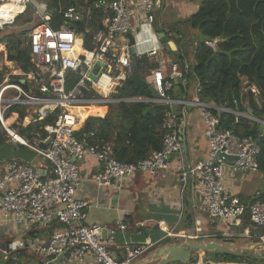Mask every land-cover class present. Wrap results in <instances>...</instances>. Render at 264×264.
<instances>
[{"label":"built area","instance_id":"built-area-1","mask_svg":"<svg viewBox=\"0 0 264 264\" xmlns=\"http://www.w3.org/2000/svg\"><path fill=\"white\" fill-rule=\"evenodd\" d=\"M159 1L99 0L96 7L105 12L100 29L92 38V50L85 48V36L74 25L90 19L91 8H69L64 12V24L58 29L52 26L53 13H46L40 16V22L31 25L32 70L12 81L8 77L3 79L0 68V124L7 138L48 163V167L39 168L32 162L15 158L0 165V223L23 222L50 231L49 240L41 249L39 264H50L60 255H65L69 263L80 264L90 255L96 264H137L144 258L148 249L145 245H117L116 235L119 231H127L122 221L116 228L83 224L88 206L77 198L83 181L81 167L87 158L95 159L100 170L91 179L101 187L120 184L139 173L156 176L168 171L171 159L183 151V140L171 111L174 105L197 109L205 122L209 158L191 170L202 190L205 212L212 220L223 224L225 232L248 217L252 232L245 230L243 236L264 240V235L253 234L264 233L263 192L258 191L254 201L245 204L223 182L227 168L240 174L260 173L257 162L260 146L253 137L241 138L225 128L214 112L235 115V124L240 118L249 117L202 102L200 98L189 101L171 97L174 77L184 79L188 67L184 72L179 63L162 59L159 41L150 45L148 39L140 41L137 35L133 36L135 20L140 25L138 35L146 27L152 28ZM20 2L24 9L13 23L32 4V0ZM85 32L88 34L89 29ZM153 39L159 40L154 33ZM140 47H144L145 52L139 53ZM134 57L136 60L147 59L150 65L156 66L153 87L158 92L157 98L121 100L115 97L122 84L133 76ZM166 65H170L167 74L163 71ZM26 84L27 89L24 88ZM252 92L257 93L254 88ZM138 102L170 107L163 124L167 131L163 147L150 158L137 163L121 162L110 155L109 146H101L95 132L83 133L84 108ZM22 111L24 118H21ZM14 116L16 120L11 123ZM18 123L26 126L28 135L22 136L14 130ZM228 157L236 160L230 161ZM186 176H182L184 184L188 183ZM114 246L118 253L111 250ZM5 255L9 256V252ZM14 264L25 263L15 259Z\"/></svg>","mask_w":264,"mask_h":264},{"label":"crops","instance_id":"crops-1","mask_svg":"<svg viewBox=\"0 0 264 264\" xmlns=\"http://www.w3.org/2000/svg\"><path fill=\"white\" fill-rule=\"evenodd\" d=\"M202 2L203 0H160L154 11L155 18L152 28L148 26L138 35L140 25L135 20L134 38L137 35V40L148 39L150 45L152 43L156 45L159 41L162 48L161 58L178 63V59L173 55L181 53V57L185 58L183 46L185 31L191 33L192 39H195V43L188 41L190 44L193 43L196 46V40H199L197 32L181 23L187 22L195 15ZM2 25L0 24V26ZM152 32L157 35L159 40H152ZM162 34L168 39L165 44L160 42ZM145 50L144 47L138 48L139 53L145 52ZM195 50L196 48L193 51V58ZM4 57L6 58L5 64L3 63L5 68L0 66L3 69V79L8 77L12 81H17L12 77L21 76L24 72L14 62L8 61V54H4ZM186 62L191 66L187 58ZM8 68L13 69V73H10L11 70L9 71ZM163 71L166 74L170 72V65H166ZM188 72H192L191 69L190 71L187 69ZM141 76L150 85H154L153 72L150 77L144 76L143 73ZM187 81V78H184L182 84H187ZM198 91V82L194 81V85L191 82L186 94L180 95L179 90L176 91V94L179 95L177 99L194 101L199 98ZM171 111L183 140V148L184 142L187 146L186 157L182 155L178 158L175 155L171 159L170 169L156 176L139 173L134 178L126 179L120 184L113 183L111 186L103 187L98 186L91 179L92 175L100 170L98 162L95 159L87 158L82 163L81 177L83 181L77 193V198L88 206V215L83 224L85 226L103 224L116 228L118 222L122 221L127 226V231H119L116 235L117 245H145L148 248L144 258L137 264H145L147 261L148 264L156 263L152 253L165 245L179 244L188 238H192L194 241L201 240L200 243L216 242L245 255L251 254L249 258H241L244 260L243 263L235 264H247V262L264 264V240H260L258 237L248 239L243 236L245 230L252 229L248 218L246 217L242 222L233 225L228 232H225L226 228L223 224L212 220L205 212L202 203V190L197 178L187 175L188 183L182 182L183 174H187L186 161L193 170L197 164L209 158L210 147L205 138V122L197 109L191 106L174 105ZM15 120L14 116L10 122L13 123ZM16 125L14 130L17 129L20 135L29 134L25 132L26 126L21 124L22 128H18ZM15 158L32 162L39 168L48 167L47 162L38 159L27 148L12 143L4 135V139L0 142V165ZM223 182L228 190L245 204L254 201L258 191L264 192V175L261 172L240 174L227 168ZM216 234L219 235L218 238H215ZM253 234L264 235L263 232H253ZM49 237L50 231L38 226L30 227L23 222L19 224L0 223V264H14L15 259L25 264H39L41 249ZM259 245L263 246L259 247ZM111 250L118 253V248L115 246L111 247ZM7 251L9 256L5 255ZM217 256L211 255L205 258L204 255L202 257L205 259L202 262L204 264L229 263L221 256H218L220 259L219 262H216ZM50 264L80 263H69L67 259H53ZM81 264L96 263L90 255Z\"/></svg>","mask_w":264,"mask_h":264},{"label":"trees","instance_id":"trees-1","mask_svg":"<svg viewBox=\"0 0 264 264\" xmlns=\"http://www.w3.org/2000/svg\"><path fill=\"white\" fill-rule=\"evenodd\" d=\"M9 1L0 0V3L10 4ZM98 1L51 0L49 9L53 13L52 26L60 28L65 21L64 12L71 7L89 10L91 8V18L74 25L80 34L85 36V48L92 50V38L100 29L105 12L103 8L96 7ZM29 7L30 5L28 9ZM21 16L23 14L16 20ZM181 24L188 25L197 32L199 40H196L192 72L184 73V78L188 80L187 84L175 85L169 95L177 99L179 95L176 91L179 90L180 95L186 94L189 82L194 80L199 84L198 97L202 102L247 113L248 109L244 107L242 97L243 92L247 90L250 110L256 118L264 121V0H203L197 13ZM86 28L89 29L88 34L85 32ZM30 31L31 27L28 34ZM15 36V34L0 36V44L8 43V61L14 62L23 72L28 73L32 70L30 49L28 47L23 49L22 38L14 40ZM207 43H212L213 46ZM178 61L185 72L188 65L186 59L180 57ZM137 63L140 71L144 70L145 66L156 67L150 65L147 59L137 60ZM12 78L18 80L21 77ZM24 88L27 89L28 84ZM253 88L256 89V94L252 92ZM115 97L152 98V93L136 87L129 80L119 88ZM114 109V113L106 119H90L84 125L83 133L95 132L101 146H109L110 155L124 163L146 160L162 149L167 133L163 129L169 112L167 106L148 103L118 104ZM214 113L220 117L221 124L232 130L236 136L253 137L257 141L260 146L257 162L260 172L264 175V124L250 123L244 118H240L235 124L234 115L218 114L216 111ZM24 115L22 111L21 118H24ZM25 132H29L27 128ZM4 135L5 131L0 124V142ZM204 255L206 257L218 255L233 264L244 261L221 253H196L190 264H204L199 258Z\"/></svg>","mask_w":264,"mask_h":264},{"label":"rangeland","instance_id":"rangeland-1","mask_svg":"<svg viewBox=\"0 0 264 264\" xmlns=\"http://www.w3.org/2000/svg\"><path fill=\"white\" fill-rule=\"evenodd\" d=\"M51 3V0L49 1H42V0H32V4H30V7L28 9L27 7V10L26 12L23 14V16H21L18 20H16L15 23L13 24H9V25H6L4 27H1L0 26V36H11L13 34H15V39L16 40L17 38H22V48L23 47H28L29 48V28L31 27V23L33 22H40V16H44L46 13H49L51 12L52 10L49 9V5ZM12 4V3H11ZM9 5V4H8ZM29 6V5H28ZM22 7L19 9L21 10ZM79 9H81V7H79ZM157 9V7H156ZM18 10V13L20 12ZM17 12L15 13L18 14ZM14 15V17H15ZM13 17V19H14ZM2 17H0L1 19ZM30 23V24H29ZM185 35V41H184V49H185V59L187 58V60L190 62L191 66L188 65V71H192V67H193V51H194V48H196V46L193 44L195 43V39H192V34L191 33H188V31H185L184 33ZM27 37V39H26ZM188 41H192L193 43H189ZM8 43H1L0 44V66L2 65L3 68H5L3 66V63L5 64L6 62V58L4 57V54H8L9 51H8ZM23 48V49H25ZM174 58L176 59H180L181 57V53H175L173 55ZM154 67H149V68H145L144 70L140 71V73H143V75H148L149 77L151 76V73L154 71ZM8 70L10 71L11 68H8ZM5 71H7V69H5ZM152 71V72H151ZM10 73H13V69L10 71ZM154 78V77H153ZM191 82H193V85H194V81H190L189 82V86L191 85ZM122 86H124V83L122 84ZM247 90H245L243 92V95L242 97H244V101H243V105L244 107H246L248 109L247 113H242V112H239L243 115H247L249 118H244L246 120H248L250 123H261L264 122V121H260L258 118H256L252 111L250 110L249 108V102H248V96H247ZM90 97H93V95H91ZM134 99V98H132ZM121 100H127V99H121ZM141 103V102H138V104ZM118 104H137V103H114V104H111V105H98V106H91L90 108H84L83 109V125H85L90 119L94 118V119H106L111 113H114V108L116 106H118ZM114 107V108H113ZM113 108V109H112ZM79 113V112H78ZM235 116V115H234ZM264 124V123H263ZM16 127L18 128H22V125L21 124H17ZM14 128V127H13ZM16 129V128H15ZM16 132L20 133L17 129H16ZM107 147V146H106ZM217 236H219L218 234H216V237L215 238H218ZM196 241V240H195ZM197 243H200L201 240H197L196 241ZM196 253H194L195 255ZM202 261L207 258V257H199ZM216 259V262H219V259L218 256ZM243 263V262H241ZM249 263V262H247Z\"/></svg>","mask_w":264,"mask_h":264},{"label":"water","instance_id":"water-1","mask_svg":"<svg viewBox=\"0 0 264 264\" xmlns=\"http://www.w3.org/2000/svg\"><path fill=\"white\" fill-rule=\"evenodd\" d=\"M160 42L162 44H165L166 42H168V39L165 37L164 34L161 35ZM101 66L103 67V64ZM132 66H133V76L130 81L136 87L149 90L152 93V97L157 98L158 97L157 90L152 85H150L148 82H146L145 79H143L135 57L133 58ZM92 78L95 79L94 76ZM174 82H175V85L180 86L183 83V79L181 76H175ZM167 109L170 110V107H167ZM186 153H187V146L185 145V142H184V148H183L182 154L178 153L176 154V156L178 158L181 157L182 155L186 157ZM218 158H219V155H217L216 159ZM228 160L233 161V160H236V158L228 157ZM186 164H187L186 166L187 175L190 176L191 168L188 166L187 161H186ZM262 246L263 245H259V247H262ZM194 253H221V254L235 256L237 258H249L251 256V254L245 255L243 253L233 250L232 248L228 246H224L216 242L197 243L192 238H188L179 244L165 245L162 248L155 251L154 253H152V256L155 257V261H157L154 264H190L193 259ZM56 259L57 260L65 259V255H60ZM145 264H148V261Z\"/></svg>","mask_w":264,"mask_h":264},{"label":"bare ground","instance_id":"bare-ground-1","mask_svg":"<svg viewBox=\"0 0 264 264\" xmlns=\"http://www.w3.org/2000/svg\"><path fill=\"white\" fill-rule=\"evenodd\" d=\"M9 2H11L9 5L8 4H4V5H0V17H2L0 19V24H10V23H13V20L15 19V17L21 13L23 11V6L21 5V2L20 0H10ZM5 3V2H4ZM3 4V3H1ZM22 7L21 10H19L20 8ZM18 10L20 11L18 13ZM18 13L15 15V13ZM15 15V17H14ZM14 17V19H13ZM2 25V26H3ZM81 42L79 41L78 43V49H80V44Z\"/></svg>","mask_w":264,"mask_h":264},{"label":"clouds","instance_id":"clouds-1","mask_svg":"<svg viewBox=\"0 0 264 264\" xmlns=\"http://www.w3.org/2000/svg\"><path fill=\"white\" fill-rule=\"evenodd\" d=\"M6 134V133H5ZM7 137V136H6Z\"/></svg>","mask_w":264,"mask_h":264}]
</instances>
